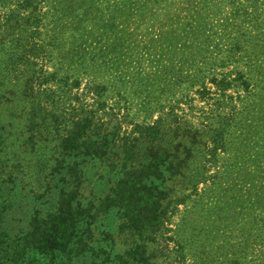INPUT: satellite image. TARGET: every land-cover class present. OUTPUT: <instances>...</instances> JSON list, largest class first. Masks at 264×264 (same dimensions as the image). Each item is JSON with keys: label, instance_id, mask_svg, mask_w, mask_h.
I'll return each mask as SVG.
<instances>
[{"label": "rangeland", "instance_id": "1", "mask_svg": "<svg viewBox=\"0 0 264 264\" xmlns=\"http://www.w3.org/2000/svg\"><path fill=\"white\" fill-rule=\"evenodd\" d=\"M0 132V264L49 235L35 155L90 203L39 264H264V0H0Z\"/></svg>", "mask_w": 264, "mask_h": 264}, {"label": "trees", "instance_id": "2", "mask_svg": "<svg viewBox=\"0 0 264 264\" xmlns=\"http://www.w3.org/2000/svg\"><path fill=\"white\" fill-rule=\"evenodd\" d=\"M4 101L6 99H3ZM3 103V101H2ZM2 138L3 135L0 132V147L2 145ZM49 165V166H48ZM31 170H33V174H35L34 176V180L31 179H27V181H25L26 176H30L31 174ZM56 167L53 165H50L49 161L45 159V157H42L41 155H35L34 161L30 162H26L25 165H22L21 167V179L19 180L18 184H19V188L24 189L25 186H29V184H32L34 187V190H36L37 188H42L44 190V193H42L40 195V197L42 199H45V201H50V203L53 202V206L55 208L54 211L49 212L48 215L42 217L40 216L38 218V215H35V213L33 215H31V219H33V216H37L38 219V223L39 225H43L44 228H47L46 230H49V235L47 236V238L45 239V241L41 242V245H43L44 247H41L39 249V244L34 243L33 247H27L28 250H26V254L27 256L24 259L25 264H39L37 262V251L39 250V252L41 251V253L43 254H39L44 255L47 254V250L48 247L47 245L49 243H51V241L53 242V244H57L61 247L60 251L59 250H55L54 251H49L51 252L48 257H45V261L48 259L51 260H55L54 258H61L63 261L64 259H66L65 257L67 256L66 252L69 250V247L73 244V241H75V237H77V235H75V227L77 226V221H75V219H77L78 217L83 216V220L87 217V206L90 204L88 203L87 206H82V205H78V206H73L72 204L74 203V200L69 199V200H65V196L64 195H60L56 198L55 193H54V189H55V184L52 183L50 176L53 174V172H55ZM44 173V174H43ZM98 176V179L101 180L99 186L105 185L106 180H103V178L100 176L99 173H96ZM42 175H45V177L43 178ZM82 183V182H81ZM24 185V186H23ZM108 189L114 190L115 189V185H112V183L110 181H108ZM46 186V187H45ZM106 186V185H105ZM93 193V190H91V193ZM95 196V195H93ZM108 195L101 196V200H100V204L102 199H104L105 197H107ZM39 196H36V198H40ZM92 202V201H90ZM65 207H67L65 209ZM68 207H69V212H68ZM100 205H98V207H95L96 211H99ZM71 211V213H70ZM118 212V211H117ZM1 213V212H0ZM74 213H76L74 215ZM73 214V215H72ZM48 217V218H47ZM87 220H92V218L87 219ZM93 221H91L90 224H92ZM89 222L86 223V227L90 226ZM118 232L119 230L121 231V233L123 232H127L129 233V235H133L132 233L134 232V230L132 229V225L129 221H127L126 219L121 220L119 225H118ZM69 230L71 231L72 234L68 235ZM61 231V234L58 235V233ZM106 234V236L101 235L100 239L101 240H105V241H109V234ZM75 236V237H74ZM90 237V236H89ZM78 239L80 238L77 237ZM104 238V239H103ZM28 239V238H26ZM45 244V245H44ZM90 245L92 243H87V245ZM35 245V248H34ZM98 248V247H96ZM99 250L100 251H104L103 246H99ZM75 256L74 259L78 256L77 251L75 250ZM15 252H12V257L14 256ZM56 254H60L61 256ZM45 256V255H44ZM43 256V257H44ZM42 257V258H43ZM67 260V259H66ZM67 261H72V259H69ZM54 264V263H53ZM57 264H63L61 261Z\"/></svg>", "mask_w": 264, "mask_h": 264}]
</instances>
